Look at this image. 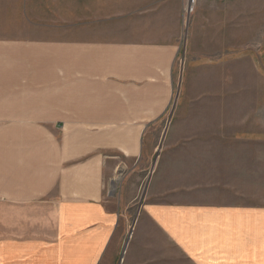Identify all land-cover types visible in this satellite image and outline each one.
Here are the masks:
<instances>
[{"label": "crops", "instance_id": "0c3cea01", "mask_svg": "<svg viewBox=\"0 0 264 264\" xmlns=\"http://www.w3.org/2000/svg\"><path fill=\"white\" fill-rule=\"evenodd\" d=\"M229 1L195 0L187 30H224ZM183 2L0 0V264H264V138L148 135ZM154 152L142 201L115 195Z\"/></svg>", "mask_w": 264, "mask_h": 264}, {"label": "rangeland", "instance_id": "374dc122", "mask_svg": "<svg viewBox=\"0 0 264 264\" xmlns=\"http://www.w3.org/2000/svg\"><path fill=\"white\" fill-rule=\"evenodd\" d=\"M192 13L185 16L182 11L172 103L148 133L153 145L157 147L169 125L173 138H264V0L225 2L224 30H187ZM172 31L155 33L162 38ZM263 150L256 141V172L263 170ZM154 156L155 152L131 168H120L115 185H109L115 187L114 194L124 177L131 201L141 202ZM262 181L255 179L257 185Z\"/></svg>", "mask_w": 264, "mask_h": 264}, {"label": "built area", "instance_id": "2783aa9c", "mask_svg": "<svg viewBox=\"0 0 264 264\" xmlns=\"http://www.w3.org/2000/svg\"><path fill=\"white\" fill-rule=\"evenodd\" d=\"M195 4V0H184L183 2V6H182V11L183 14L186 15H190V13H192L193 11V7Z\"/></svg>", "mask_w": 264, "mask_h": 264}]
</instances>
